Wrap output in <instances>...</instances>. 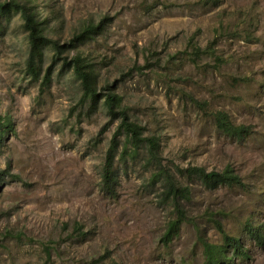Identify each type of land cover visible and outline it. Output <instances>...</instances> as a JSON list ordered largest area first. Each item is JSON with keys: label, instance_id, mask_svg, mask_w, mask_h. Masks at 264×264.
Returning a JSON list of instances; mask_svg holds the SVG:
<instances>
[{"label": "rangeland", "instance_id": "374dc122", "mask_svg": "<svg viewBox=\"0 0 264 264\" xmlns=\"http://www.w3.org/2000/svg\"><path fill=\"white\" fill-rule=\"evenodd\" d=\"M12 1L29 6L61 43L97 26L61 56L80 53L93 63L98 91L109 85L123 96L130 118L158 137L162 164L191 186V196L182 200L187 220L163 239L175 216L160 196L163 180L152 181L157 167L146 146L120 156L124 134L117 184L104 188L120 118L103 98L97 108L82 100L80 81L52 63L51 50L42 70L52 65L50 84L31 77L28 32L15 12L0 30V116L11 121L0 126V264H204L202 240L224 241L215 220L246 252L228 247L230 264H264V243L245 226L250 220L264 234V0ZM218 110L249 126L243 138L218 128ZM226 165L241 184L208 188L177 170Z\"/></svg>", "mask_w": 264, "mask_h": 264}, {"label": "trees", "instance_id": "16d2710c", "mask_svg": "<svg viewBox=\"0 0 264 264\" xmlns=\"http://www.w3.org/2000/svg\"><path fill=\"white\" fill-rule=\"evenodd\" d=\"M18 12L23 18V25L28 32V52L26 57V70L35 80L41 78L42 85H49L52 79V65L50 64L46 71L43 70V61L47 50L52 52V63H61V67H67L72 70L73 76L80 81L82 88V100L89 101L90 106L97 108L99 101L103 98V103L111 117L120 118L117 129L108 148L106 159L102 169V183L106 190L112 192L117 184L118 178L114 167V159L119 147L118 136L124 134L126 141L120 151L122 158L127 155L135 156L139 147L146 146L148 159L154 163L157 170L152 175V181L163 180V189L160 193L164 202L171 204L175 216L168 223L167 230L163 235V239L171 240L173 235L178 233L180 225L187 220L186 210L183 207L182 200H189L191 196V186L178 181L165 165L162 164L159 156V140L154 134L146 135L144 127L138 122L130 118L126 106L123 104V96L110 89L107 85L105 93L98 91V77L93 63L84 55L77 53L68 57H62L61 54L68 49L69 45H73V41L82 42L92 37L96 32L97 26L93 23L85 25L77 34H74L72 42L61 43L48 35L47 26L43 21L38 20L35 13L29 6L19 1L0 0V30H2L3 20L9 21L13 13ZM208 44L205 50H208ZM194 52L198 55L201 50L199 45H194ZM211 49V48H210ZM212 50V49H211ZM213 52V51H212ZM219 60V57H218ZM42 76V77H41ZM216 124L224 133L243 138L249 131V126L243 123L233 122L231 116L225 110L215 112ZM11 121L0 116V126L9 127ZM128 144H132L130 149ZM177 170L181 174L189 177L193 175L199 177L204 185L208 188H216L221 184L234 185L243 182L241 175L235 171L231 165H226L221 170H206L203 166H188L181 168L177 166ZM217 229L222 233L223 243H214L207 239H203V248L205 260L204 264H230L231 255L227 254V248L232 247L233 253L244 256L246 254L243 249L240 238L229 234L219 220H215ZM246 230L252 238L259 243H264L263 229L259 225H255L250 220L245 222ZM76 228H80L79 225ZM50 256V248L45 245V251Z\"/></svg>", "mask_w": 264, "mask_h": 264}]
</instances>
